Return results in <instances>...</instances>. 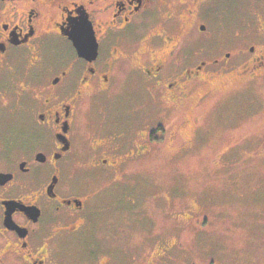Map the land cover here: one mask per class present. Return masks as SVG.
Wrapping results in <instances>:
<instances>
[{"label": "flooded vegetation", "instance_id": "flooded-vegetation-1", "mask_svg": "<svg viewBox=\"0 0 264 264\" xmlns=\"http://www.w3.org/2000/svg\"><path fill=\"white\" fill-rule=\"evenodd\" d=\"M227 2L0 0V78L23 67L0 106L24 115L0 139V264H63L95 182L152 154L218 81L264 79V0Z\"/></svg>", "mask_w": 264, "mask_h": 264}, {"label": "rangeland", "instance_id": "rangeland-1", "mask_svg": "<svg viewBox=\"0 0 264 264\" xmlns=\"http://www.w3.org/2000/svg\"><path fill=\"white\" fill-rule=\"evenodd\" d=\"M22 74L21 63L3 73L1 105ZM244 84L218 81L187 123H163L152 154L95 182L86 233L62 248L63 264H264V79ZM13 112L0 106L3 146L23 128Z\"/></svg>", "mask_w": 264, "mask_h": 264}, {"label": "water", "instance_id": "water-1", "mask_svg": "<svg viewBox=\"0 0 264 264\" xmlns=\"http://www.w3.org/2000/svg\"><path fill=\"white\" fill-rule=\"evenodd\" d=\"M77 49L79 50L80 55L82 56H93L95 57L97 55L96 53V46H91L90 48H84L83 46L79 45L77 43ZM93 54V55H90Z\"/></svg>", "mask_w": 264, "mask_h": 264}]
</instances>
